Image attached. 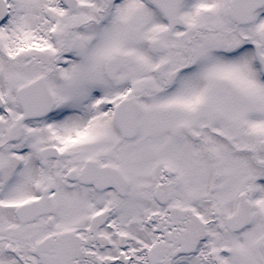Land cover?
I'll return each mask as SVG.
<instances>
[{"label":"snow or ice","instance_id":"1","mask_svg":"<svg viewBox=\"0 0 264 264\" xmlns=\"http://www.w3.org/2000/svg\"><path fill=\"white\" fill-rule=\"evenodd\" d=\"M0 264H264V0H0Z\"/></svg>","mask_w":264,"mask_h":264}]
</instances>
